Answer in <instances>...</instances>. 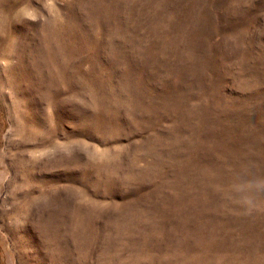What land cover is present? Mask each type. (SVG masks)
Returning a JSON list of instances; mask_svg holds the SVG:
<instances>
[{
  "label": "rangeland",
  "instance_id": "1",
  "mask_svg": "<svg viewBox=\"0 0 264 264\" xmlns=\"http://www.w3.org/2000/svg\"><path fill=\"white\" fill-rule=\"evenodd\" d=\"M0 264H264V0H0Z\"/></svg>",
  "mask_w": 264,
  "mask_h": 264
}]
</instances>
